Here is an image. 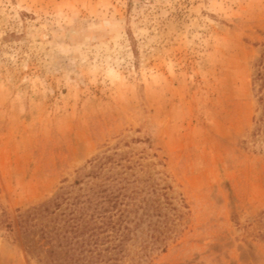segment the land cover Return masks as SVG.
<instances>
[{"label":"rangeland","instance_id":"374dc122","mask_svg":"<svg viewBox=\"0 0 264 264\" xmlns=\"http://www.w3.org/2000/svg\"><path fill=\"white\" fill-rule=\"evenodd\" d=\"M260 97L264 0H0V264H264Z\"/></svg>","mask_w":264,"mask_h":264},{"label":"trees","instance_id":"16d2710c","mask_svg":"<svg viewBox=\"0 0 264 264\" xmlns=\"http://www.w3.org/2000/svg\"><path fill=\"white\" fill-rule=\"evenodd\" d=\"M260 100H264L260 97ZM259 127L257 130L264 132V111L262 116L258 121ZM103 191V190H102ZM103 192H106L104 190ZM65 192H61L57 194L53 199L45 201L37 206H34L27 212L23 214L24 219L22 220L25 223V232L29 233L31 231L32 224H30V220L38 216L40 213H54L58 208L61 207L62 202L65 200ZM107 194L106 197L108 198ZM62 200V201H61ZM104 200V199H103ZM55 205V209H52ZM263 221H264V211ZM2 215L0 214V221L2 219ZM71 218L69 219V221ZM112 223V222H109ZM30 227L28 228V225ZM90 224H86L82 228H80V218H74L73 222L70 223L64 230H56V233H53V230L47 232L46 234H42L43 238H47L46 243L50 245V247L46 250V256L43 261L45 264H103L104 256L100 252H96L93 245L96 246L97 241L99 240L98 232L95 231L96 226H89ZM85 234V235H84ZM87 234V236H86ZM83 236V238H82ZM82 240H81V238ZM146 254V253H144ZM145 256H148L146 254ZM143 258V256L141 257Z\"/></svg>","mask_w":264,"mask_h":264}]
</instances>
